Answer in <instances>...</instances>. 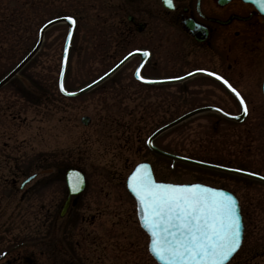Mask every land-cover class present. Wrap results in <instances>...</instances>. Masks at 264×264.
Listing matches in <instances>:
<instances>
[{"label":"rangeland","instance_id":"rangeland-1","mask_svg":"<svg viewBox=\"0 0 264 264\" xmlns=\"http://www.w3.org/2000/svg\"><path fill=\"white\" fill-rule=\"evenodd\" d=\"M31 1L0 0V13H6L5 23L0 22V77L32 47L40 24L64 13L75 18L64 69V86L69 90L92 80L132 48L151 47L152 60L173 59L171 27L160 26L163 38L157 44L145 34L124 32L125 15L136 11L139 0H43L36 8ZM151 22L160 21L153 15ZM66 30L63 22L49 26L36 53L0 86V211L13 208L11 231L26 233L30 227L35 249L55 246L61 264H77L75 230L65 228L68 220L56 219L64 182L55 171L56 165L75 166L86 177L79 199L96 201L98 206L78 205L74 211L98 210L96 220L113 219L115 264H122V258H129V264H157L147 251V235L138 225L134 200L124 184L132 166L146 160L157 180L200 181L232 191L243 214L244 234L226 264H264V183L172 160L145 145L158 125L194 106L215 104L236 113L239 107L232 97L215 82L201 84L194 78L178 84L139 83L132 79L136 57L87 92L64 96L57 90V76ZM155 73L165 76L171 71L162 66ZM237 75L247 107L241 122L210 111L198 113L161 132L154 144L264 175V100L258 86L262 74L258 73L257 89L251 94V83ZM81 115L90 117L87 125L80 122ZM47 168L51 171L37 174L22 188L16 186L27 175ZM11 178L16 179L17 192L10 191ZM3 221L0 217V225ZM79 222L71 220L68 227ZM66 240L73 243L72 249L64 245Z\"/></svg>","mask_w":264,"mask_h":264},{"label":"flooded vegetation","instance_id":"flooded-vegetation-1","mask_svg":"<svg viewBox=\"0 0 264 264\" xmlns=\"http://www.w3.org/2000/svg\"><path fill=\"white\" fill-rule=\"evenodd\" d=\"M139 2L141 4L136 7V11L131 13L132 18L124 20V32L129 36L136 33L145 34L148 41L157 44L161 43L163 38L160 26L167 25L173 30L170 35L174 40L173 59L170 62L147 59L140 68L142 76L158 77L155 72L162 66L170 69L172 76L203 69L216 73L241 91L242 88L238 85L239 72L245 83H251L253 86L248 92L256 91L257 75L258 73L262 74L261 77L264 75V17L252 5L241 0H172L170 6L163 0L168 6L164 8L162 0ZM230 3H234L235 7L228 8ZM147 13L149 17H146ZM153 15L158 17L159 23L151 22ZM138 21L145 23L140 32H136ZM193 78L195 82L201 84L213 81L228 93L226 87L212 75L195 74L189 77ZM134 80L138 82L137 79ZM180 82L182 81L175 83ZM55 170L60 172L61 167L56 165ZM15 185L16 179L11 178L10 191H18ZM65 196L64 188L56 203L59 208ZM78 205L85 208L91 205L98 206V203L93 200L83 201L79 199V195L72 196L68 200L64 214L56 218L68 220L65 228L75 230L73 235L76 237L74 245L77 264H115L116 249L113 241L115 233L111 227L113 219L110 221L106 219L103 222L96 220L98 210L77 213L74 208ZM13 215V208L7 213L0 211V217L4 218L0 225V228L4 229L0 232V264H61L57 247L35 249V233L30 227L26 233L11 231L10 221ZM53 218L47 220V223L49 221L47 229ZM71 220L80 221L79 225L69 228ZM64 245L73 248L71 241H64ZM121 252L122 250L119 254ZM121 262L129 264L131 261L129 258H122Z\"/></svg>","mask_w":264,"mask_h":264},{"label":"snow or ice","instance_id":"snow-or-ice-1","mask_svg":"<svg viewBox=\"0 0 264 264\" xmlns=\"http://www.w3.org/2000/svg\"><path fill=\"white\" fill-rule=\"evenodd\" d=\"M164 2L172 4V0ZM252 2L264 12V0ZM65 19L73 21L71 16ZM209 74L230 89L241 111L247 110L244 99L228 81L214 72ZM137 77L145 79L139 69ZM127 186L140 204L151 251L165 264H225L241 245V218L231 195L201 184L156 183L144 165H138L128 177ZM72 190L76 191L75 185Z\"/></svg>","mask_w":264,"mask_h":264},{"label":"water","instance_id":"water-1","mask_svg":"<svg viewBox=\"0 0 264 264\" xmlns=\"http://www.w3.org/2000/svg\"><path fill=\"white\" fill-rule=\"evenodd\" d=\"M246 1L252 2V0H246ZM254 6L259 9V7L256 4H254ZM262 13L264 14V12H262ZM65 17H67V16L54 17L52 19H49L48 21H46L45 23H43L41 25V27L39 28V31H38V38H37L34 46L28 51V53L11 70H9L5 75H3L0 78V85L3 84L4 82H6L34 54V52L37 50V48L40 45V42L42 40V32H43V30L46 27H48L49 25H51L53 23H56V22L65 21L68 24V29H67V34H66V37H65V42H64V47H63V53H62V60H61V67H60L59 78H58V87H59V90L61 89V86H62V73H63L64 62H65V54H66L68 39H69V36H70L69 35V32H71V28H72V24H73V21L70 23L67 19H65ZM135 53H140V52L139 51H135ZM130 54H132V53H130ZM130 54H128L127 56H125L118 64H116L113 68H111L106 73H104L103 75H101L99 78H97L94 81H92V82L84 85L83 87L79 88L78 90L73 91V92H67L66 90H64V91H61L60 90V91L62 93H64V94H66V95H75V94H79L81 92H84V91L88 90L89 88H91L92 86H94L96 83H98L100 80H102L103 78H105L109 73H111ZM181 78H183V77H181ZM178 79H180V78H178ZM173 80L174 79H155V80H147V82H166V81H173ZM262 91H263V94H264V79H263V82H262ZM208 108L209 107H200V108L193 109L191 111H188V112L180 115L179 117L175 118L174 120H172V121H170V122H168V123H166V124H164V125L156 128L151 133V135L148 137V139H147L148 146L153 151H155V152H157L159 154H162V155H165V156L174 158V159H179V160L187 161V162L194 163V164H199V165H204V166H208V167H213V168H218V169H223V170H228V171H233V172L241 173V174H244V175H248V176L254 177V178L259 179V180H261V181L264 182V177L261 176V175L255 174V173L247 172V171L240 170V169H233V168L224 167V166H220V165L210 164V163H206V162L197 161V160H194V159H189V158H186V157L174 155V154L168 153L166 151H163L161 149H158L157 147H155V146L152 145L151 138L153 136H155L156 134H158L160 131H162L165 128H167V127H169V126H171V125L179 122L183 118H185V117H187V116H189V115H191V114H193V113H195L197 111H200V110H203V109H208ZM226 116H229V115H226ZM235 118L238 119L239 117L236 116ZM88 121H89V117L88 116H85L84 115V116L81 117V122L83 124H87ZM138 165H144V166H146V170L150 173L151 178L153 179V181H155L154 178H153V175H152V172H151V169H150L149 164L146 161L138 162V163H136L134 165V167L132 168V170L126 176L125 183H126V187H127V189L129 191H130V189L127 186L128 177L136 170V168H137ZM65 178H66V184H67V187H68V194H67V199H68L70 195L76 194V193H78L82 189V187L84 185V178H83L82 173L80 171L74 169V168H67L65 170ZM77 179L79 180V183L78 184H77ZM155 182L156 183H163V184H169V183H171V182H161V181H155ZM171 184H179V183H171ZM181 184H201V183L192 182V183H181ZM74 185L76 186V191H73L72 190V188H73ZM201 185H204V184H201ZM204 186L209 187V188L219 189L220 191H223L226 194L231 195L235 199V201L237 203L238 214H239V216L241 218V214H240V210H239V206H238L237 199H236V197L231 192H229L226 189L220 188V187H212V186H209V185H204ZM130 193L133 195V193L131 191H130ZM133 197H134V199L136 201L137 216H138V219H139V223H140L141 227L148 233L147 229L144 228V226L142 224V221H141V215H142V213H141L140 204L138 203V201L136 200V197L134 195H133ZM241 233H242V221H241ZM148 236H149V241H148V250H149V252L152 254V256L155 258V260L157 262H159L160 264H165L164 261L158 260L155 257V255L152 253V251H151V236H150L149 233H148Z\"/></svg>","mask_w":264,"mask_h":264},{"label":"trees","instance_id":"trees-1","mask_svg":"<svg viewBox=\"0 0 264 264\" xmlns=\"http://www.w3.org/2000/svg\"><path fill=\"white\" fill-rule=\"evenodd\" d=\"M37 2H38V3H42L43 0H32L31 2H29V4L32 3V6L35 7V5L37 4ZM35 8H36V7H35ZM5 15H6L5 12L0 13V22L2 21V22L5 23V20H4V16H5ZM2 16H3V17H2ZM189 156H191V155H189Z\"/></svg>","mask_w":264,"mask_h":264}]
</instances>
